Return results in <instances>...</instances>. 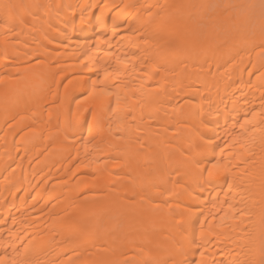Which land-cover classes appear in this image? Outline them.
<instances>
[{"label":"bare ground","instance_id":"1","mask_svg":"<svg viewBox=\"0 0 264 264\" xmlns=\"http://www.w3.org/2000/svg\"><path fill=\"white\" fill-rule=\"evenodd\" d=\"M0 264H264V0H0Z\"/></svg>","mask_w":264,"mask_h":264},{"label":"rangeland","instance_id":"2","mask_svg":"<svg viewBox=\"0 0 264 264\" xmlns=\"http://www.w3.org/2000/svg\"><path fill=\"white\" fill-rule=\"evenodd\" d=\"M258 0H256V2H257Z\"/></svg>","mask_w":264,"mask_h":264}]
</instances>
